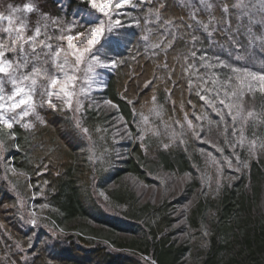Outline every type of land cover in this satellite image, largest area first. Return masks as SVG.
Here are the masks:
<instances>
[{
  "label": "trees",
  "instance_id": "1",
  "mask_svg": "<svg viewBox=\"0 0 264 264\" xmlns=\"http://www.w3.org/2000/svg\"><path fill=\"white\" fill-rule=\"evenodd\" d=\"M69 1L70 13L80 2ZM146 8L132 12L123 46L108 51L116 68L80 116L95 157L65 113L48 112L33 130L0 129V256L22 242L35 264H264V91L245 98L259 121L233 134L228 109L219 104L231 87L229 69H215L219 114L189 90L178 66L167 85L154 79L165 73L144 49ZM173 10L185 11L175 3ZM201 54L211 55L207 41ZM153 96L161 117L149 111ZM185 112L195 133L185 124L168 149L161 146L168 137L141 133L143 116L151 120L145 129L163 132L164 123H184ZM5 163L16 166L7 173L17 187L5 178Z\"/></svg>",
  "mask_w": 264,
  "mask_h": 264
},
{
  "label": "snow or ice",
  "instance_id": "2",
  "mask_svg": "<svg viewBox=\"0 0 264 264\" xmlns=\"http://www.w3.org/2000/svg\"><path fill=\"white\" fill-rule=\"evenodd\" d=\"M86 3L92 11L109 17L108 32L121 25L120 19L109 16V5L113 4V0H107V4L104 5H98L95 0H86ZM174 3L185 10L184 14H178L173 10ZM125 5L133 8L147 6L142 17L145 22L142 37L144 49L150 57L158 59L157 68L165 73V76H154V79H159L167 85L176 71L173 64L178 66L181 78L187 80L189 90L194 91L219 114L220 110L213 103L220 95V92H215L218 80L215 69L227 68L232 75L226 76L225 79L230 82L231 87L224 91L225 99H220L219 104L228 109L227 115L233 122V134L235 132L242 134L243 125L250 120L253 125L259 121V115L246 106L245 98L247 96L248 100L254 101L257 90L264 91V0H137L136 3H132V0H117L115 8L120 9ZM9 8V15L0 13V124L11 129L14 124L22 123L25 129H34L37 123H44L37 109L46 105L55 107L53 96L62 100L71 111L82 116L85 109L84 101L90 98L86 87H81L78 92L74 84L72 91L63 88L59 91L53 89L58 81L65 83L75 81L81 71L88 80H92L94 76L98 78L96 70L107 68L109 64L104 63L101 56L94 55L91 48L85 49L90 54V59L86 62L84 53L75 51L71 53L74 57L72 62L69 61L67 53L61 57V42L65 39V33L76 26V22L65 23L63 20L51 18L47 13L41 12L39 0L25 3L23 8L11 5ZM33 13L37 15V19L34 25H30L28 14ZM140 22L136 21L138 25ZM85 27H91L95 35L91 44L98 45L105 31L104 21L99 20L95 26L91 24ZM30 29L33 35L26 36L25 32ZM66 39L71 41L73 37L67 35ZM205 41L211 55L198 56L197 49L204 45ZM71 47L72 45H69V48ZM169 57L172 64L169 63ZM115 63L112 62L113 67ZM81 64H85L83 69ZM90 86L89 84L88 87ZM210 91L215 93L212 99H208L207 96ZM73 97H76L75 107ZM151 99L153 106L149 111L156 117H161L163 106L156 105L155 96ZM5 112H10L11 116H6ZM29 117L31 119H26ZM203 118L208 120L207 115ZM182 119L184 123L179 119L171 124L164 123L161 132L145 129L148 117L143 116L140 122L141 133L151 131L155 136L168 137V142H161V146L168 149L184 134L185 124L188 130L195 133L188 113L185 112ZM195 119L199 120L200 117L196 116ZM73 123L74 127L91 142L95 157L96 144L92 141L90 129L84 126L79 116L74 118ZM237 123L239 127L236 126ZM177 127L181 130L180 133L177 132ZM96 131L100 132V129ZM227 131L225 125L224 132ZM179 142L183 143V140L180 139ZM4 150V144L0 143V152ZM244 167H247V164H244ZM20 207L23 208V202ZM28 222L36 224L35 219ZM28 247L35 251L31 244ZM7 253L10 254L0 256V264H21V260L23 264H35L30 254H25L22 242H14L7 249Z\"/></svg>",
  "mask_w": 264,
  "mask_h": 264
},
{
  "label": "rangeland",
  "instance_id": "3",
  "mask_svg": "<svg viewBox=\"0 0 264 264\" xmlns=\"http://www.w3.org/2000/svg\"><path fill=\"white\" fill-rule=\"evenodd\" d=\"M80 2L79 5L75 6L71 12H68L69 0H39V7L41 12L47 13L51 18L53 19H60L63 20L65 23H69L72 21L76 22V26L72 27L69 32L65 33V39L61 42V57L65 55V53L68 54V59L70 62L74 60V57L71 55L73 51L78 53H84V60L85 62L90 59V54L85 51V49L91 48L92 52H94V55L101 56V59L104 61V63L109 64V67L107 68H98L96 71L99 74V77H93L92 80H88L83 75V71L78 74V79L75 81H71L68 83L58 81L57 85L53 89L54 91H59L60 89H65L67 91L73 90V84L75 85V90L78 92L81 87H86L89 94V99L85 100V109L83 112L87 109L92 107L95 96L97 94L102 93L108 82V75L112 73L116 68L115 66H112V62H115L113 59L106 58L108 55V51L111 47H121L124 44V38L125 32L130 29L133 25V15L132 12L140 9V8H133L130 5H125L124 7L117 9L115 8V3L117 0H113V4L109 5V16H111L113 19H120L121 25L116 26L113 28L112 32L107 31V24L109 21L108 16H104L103 14L99 13L98 11H92L86 3V0H78ZM32 2V0H0V13L4 15L10 14V8L9 5L12 7H20L23 8L25 3ZM95 2L98 5H104L107 4V0H95ZM137 0H132V3H136ZM29 16V23L30 25H34L35 20L37 19V15L35 13L28 14ZM99 20H103L105 24V31L101 35V40L98 45H92L91 41L95 38V35L92 33L91 27H85V25H91L95 26V23H97ZM26 36L33 35V31L27 30L25 32ZM67 35H72L73 39L71 41H68L66 39ZM42 39V38H41ZM69 45H72L71 48H69ZM85 67V64H81V69ZM91 85L88 87V85ZM75 99L76 97H73V107H75ZM83 99V97H81ZM53 104L55 107L45 106L44 108H38L41 117L44 120L43 124L37 123V125H44L46 123V114L48 112H58V113H65L66 116H68V119L73 123L74 118L77 116H81L79 113H74L71 111L67 106L62 102V100H58L55 96L52 97ZM19 111V110H17ZM6 116H11L10 112H5ZM149 118V117H148ZM31 119V117L26 118ZM149 122H151L150 119H148ZM74 125V123H73ZM21 128L23 130H29L25 129L21 124H14L13 128L9 129L6 125L0 124V129L4 133H7L8 131H14L15 128ZM33 130V129H31ZM82 136V135H81ZM0 161L3 162V152H0ZM5 168V178L10 182L12 187H17L13 181L9 180V174L8 173H14L13 169H17L16 166L9 167L6 163L4 164ZM9 168V169H8ZM8 169V173H7ZM19 171V170H17ZM22 199H20V205H21ZM35 213L33 216L32 213ZM22 214V213H21ZM22 218L23 215H21ZM31 219L32 217L34 219H37L39 217V211L32 210L31 212Z\"/></svg>",
  "mask_w": 264,
  "mask_h": 264
}]
</instances>
